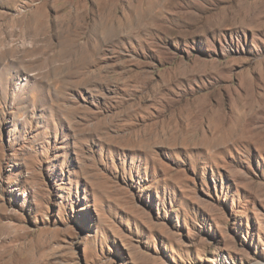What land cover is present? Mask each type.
<instances>
[{"label":"rangeland","instance_id":"374dc122","mask_svg":"<svg viewBox=\"0 0 264 264\" xmlns=\"http://www.w3.org/2000/svg\"><path fill=\"white\" fill-rule=\"evenodd\" d=\"M0 264H264V0H0Z\"/></svg>","mask_w":264,"mask_h":264}]
</instances>
